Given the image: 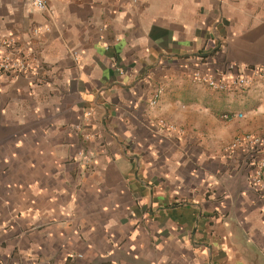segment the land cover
<instances>
[{"label": "crops", "instance_id": "crops-1", "mask_svg": "<svg viewBox=\"0 0 264 264\" xmlns=\"http://www.w3.org/2000/svg\"><path fill=\"white\" fill-rule=\"evenodd\" d=\"M47 3L0 0L33 63L0 74V264H264L257 154L227 148L264 135V0Z\"/></svg>", "mask_w": 264, "mask_h": 264}, {"label": "built area", "instance_id": "built-area-1", "mask_svg": "<svg viewBox=\"0 0 264 264\" xmlns=\"http://www.w3.org/2000/svg\"><path fill=\"white\" fill-rule=\"evenodd\" d=\"M32 4L40 11L44 12L48 8L47 0H31ZM38 29L34 28L33 33H37ZM13 44L11 38H1L0 45L9 47ZM76 55V52H73ZM33 68V63L30 59L25 57H15L9 52L0 54V74L4 73H20L27 72ZM253 77H264V69L253 68ZM192 81L198 84H203L209 88L217 91L227 90L228 88L242 89L253 82L252 76H237L228 80L217 79L213 75L203 74L196 71L192 75ZM163 88L159 87L153 94V98L150 100L151 105H155L159 96L162 94ZM91 112H86V115H90ZM225 117H227L225 115ZM159 124L165 126L170 130H180L172 123H168L163 119L159 120ZM244 143L257 154V159L254 164V168L251 176V183L258 192L264 194V135H251L246 134L240 137L234 138L232 142L227 145L228 149L236 148L239 144ZM83 164H89L94 157V152L90 148L79 149L76 152Z\"/></svg>", "mask_w": 264, "mask_h": 264}, {"label": "rangeland", "instance_id": "rangeland-1", "mask_svg": "<svg viewBox=\"0 0 264 264\" xmlns=\"http://www.w3.org/2000/svg\"><path fill=\"white\" fill-rule=\"evenodd\" d=\"M81 149H84V148H81ZM76 157H77V159L80 160V157L78 155H76ZM171 229H173V228L170 227V229L168 230L169 233H171ZM164 234H168V233L167 232H164Z\"/></svg>", "mask_w": 264, "mask_h": 264}]
</instances>
